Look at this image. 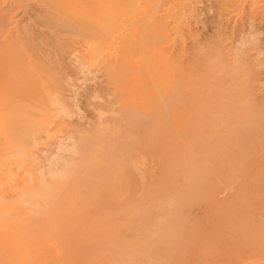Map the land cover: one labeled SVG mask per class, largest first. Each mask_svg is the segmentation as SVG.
I'll use <instances>...</instances> for the list:
<instances>
[{
    "label": "bare ground",
    "instance_id": "bare-ground-1",
    "mask_svg": "<svg viewBox=\"0 0 264 264\" xmlns=\"http://www.w3.org/2000/svg\"><path fill=\"white\" fill-rule=\"evenodd\" d=\"M178 1L182 2L183 0ZM43 2L48 7L47 12L49 16L45 18V24H41L46 25L48 29H53L56 32V34L51 33L49 35L55 39V41L53 40L54 43L60 44L59 47L42 37L37 38L39 39L37 41L39 47L36 46L31 33L27 30L24 31L22 36L17 32L11 31L8 33L5 42H2L0 33V264H6L5 256L11 247L15 248L19 245L28 246L26 242H22L23 236L19 222V214L22 209L28 208L27 215L25 214V216H31L35 219L34 228L37 232L40 230L42 231V229L45 230L43 227L44 223L42 220L43 214L41 213V206L42 203L49 201L50 197H52L51 200L53 202L62 201L65 202V204L69 203L68 205L70 207H78L84 202L91 201L87 197L88 189L96 190L109 183L119 186L120 189L121 186L125 185L119 178L123 175V166L126 161L123 152H131L139 148L140 150H147V147L141 145L143 142L139 143V137L141 140L149 135L156 137L158 140L168 138L169 129L165 128L163 122L158 120L153 123L151 122L152 132L148 130H134L130 133H127L123 128L124 126L118 121L113 125L109 124L108 121H100L97 127L95 126L97 131L94 129L93 131L89 129L88 131H80L77 137L73 135L69 138V145L65 144L67 146H61V144L59 146L61 152L65 150L66 153L69 152L76 155V157L73 156L74 158L70 160L58 157L59 167L49 172L52 177L51 182L42 180L40 182V188L36 190L29 187L25 179L20 177V172L23 167L24 158L28 153L30 142H35L41 138H48L51 132V124L54 122L56 114L66 112L65 108L60 106V102L62 101L60 99H55V96H52L55 98H51L49 95V91L52 90L54 93L56 92L55 95L58 93L59 96H65V92L68 90L69 86L66 73L60 64V47L76 46V48L83 53L82 66L85 68L89 69L97 64H105V66H107L108 75L112 76L115 82H117L116 87L113 89V93L110 95L105 94L104 96H98L100 93L96 91V93L91 92L89 97H91V99L94 98V100L96 98L103 100L104 98V103L111 106L110 110H112L113 113H117V115L119 111L116 112L115 106H113V97L115 96H119V98L124 95L126 96L125 100L119 101L120 109L122 108L135 114L145 110V118L149 117L148 119H152L153 117L160 116L159 119H162V116L164 118L166 114L165 111L169 106H182V104L186 106L184 104L187 102L186 97L190 95L194 97L191 104L192 108L189 109V111L187 107H183L184 113L188 116L192 114L196 116L205 114L207 115V120L211 119V115L216 117L219 116L215 115L218 109H220V113H225V100L238 104L246 100L245 96L248 94L246 93V87L249 88L247 74L245 75L241 71L238 73L236 68L232 67L231 64V66L228 65V67L225 65L227 62H223L224 48L220 42V45L216 43L218 46L214 49L212 47L216 55L213 53L214 51H202L201 55H203L202 57H204L205 62H207L206 64L200 63L206 68L204 67V69H202L201 67L198 73L194 72L195 70H193L192 65H183V63H180V65L179 63L173 64L169 61V57L166 56L163 50L165 49L164 45L169 42L170 38L165 18L172 15V0H43ZM219 6H221V9H225L224 3ZM37 17L40 18L39 16ZM9 26L10 25H8V27ZM6 27L7 25L5 28ZM247 51H249L248 48ZM243 55L244 54H242V56ZM118 56H121V60H124V65H119ZM9 57H11V61ZM141 57L144 59L143 63L146 71L153 76V79L157 83V89L161 94V101L164 104V109L163 107L161 108L163 112H157L154 111L153 108H150L152 101L144 92L146 79L142 75L143 70L136 67V62L138 59L142 60ZM86 58L88 59L86 60ZM244 58L245 57H243V59ZM226 60L228 59L226 58ZM242 61L243 60L240 61L239 58L238 62L240 63ZM240 64L236 67H239ZM251 64L252 63H250V65ZM125 66L127 67L124 68ZM246 67L248 66L246 65ZM243 70L245 71V69ZM123 73H125L126 76H123ZM183 74L188 75V78L186 76L187 82L183 79ZM125 77L129 78V80L127 79L128 81H132L133 84L131 83V86L124 83L126 82L124 80ZM225 79L226 82L224 81ZM181 80H184V83H181ZM182 84L185 85L180 86ZM256 86L258 87L259 85ZM162 89L165 90L164 93ZM76 94L77 93H75V95ZM73 99L77 100L76 98ZM37 110L42 112L40 116L37 115ZM157 110L159 109L157 108ZM245 111H243L244 115L241 117L247 120L250 116L248 117ZM98 112H100V110ZM99 115H101V113ZM106 115H108V113ZM107 117L108 116H106V119ZM224 117H222V119ZM103 118L105 117L103 116ZM148 119H144L142 123L148 121ZM184 119L195 120L199 119V117H184ZM218 119L219 118H217V120ZM212 120H216V118L214 119L213 117ZM207 121L212 122L209 120ZM244 122H242V124L246 128V126H248V121ZM204 125H201V130ZM215 126L217 125L215 124L214 127ZM229 126H227V128H229ZM204 128L205 126L203 129ZM182 136L183 134L180 135V137ZM124 139H131L132 141L129 140L130 143L127 141L124 144H120L121 151L116 153L115 159L110 160L112 165L104 161L110 157L111 152H114L112 151L113 147H115L114 143H119V141H124ZM173 139H176V137H173L171 140ZM196 144H200V142H196ZM236 145L238 146V144ZM60 150L58 152H60ZM212 150L213 151H209V154L211 157L218 158V165L219 163L222 165V157L224 156L223 150H217V148ZM239 150L240 149H238V151ZM193 155L202 163L204 168L208 169L209 174L215 171L212 168L213 166L211 168L208 166L206 162L207 158H205L203 154L197 152L193 153ZM244 157L248 158V156L245 155ZM138 159L140 160L139 157ZM131 161L136 162L134 160ZM169 161L170 160L167 162ZM192 162L193 159L186 156L183 162L177 166L178 172L185 175L187 178V183L183 191L184 196L162 199L154 198L152 194H149L146 197L145 206L125 203L119 205L120 209L110 212L151 216L154 207L166 202L162 214L165 219L168 217L169 226H167V233H182V236L189 234L188 228L193 220V216L186 212L203 203L202 190L205 191L204 186H206L205 184L210 180V177H208L204 169L202 170L200 168L199 172H195ZM140 164H142L143 168L146 166L145 162H140ZM140 164H131L130 166L135 169H138V167L141 169ZM235 164L233 162V165ZM218 165L214 166L218 167ZM215 167L214 169H219ZM261 174L262 172H259L257 176L255 175V181L252 180L249 183L251 186L253 185L252 188H254L251 189L250 196L243 190L245 186L236 187L233 192L236 196L230 197L229 199H227L228 197L226 199H221V203H218L215 208L212 209L211 218L206 222L203 221L204 226L201 228V232L204 239L200 249V253H202L200 254V264H264V184L262 185L260 183L259 178ZM144 176L145 174L143 177ZM124 180L126 179L124 178ZM75 183L78 184L76 189L73 185ZM154 184L156 185V183ZM150 185H152V183ZM150 185H147V189ZM127 186L128 188L130 186L128 181ZM115 191L117 192V190ZM112 192L110 190V193ZM231 196H233V194ZM254 202L260 206L261 215H259L262 217L260 221L250 213V205ZM104 204L103 206H106V204ZM99 209L100 207H98L97 212H99ZM64 213H70V210L66 209ZM170 216H173L171 221L169 220ZM158 221L159 223L161 222L160 220ZM257 228H259V230H257ZM51 235L50 239L48 237L49 241L51 240ZM178 236L177 234V237ZM169 238H171L170 241L174 244L175 239L172 236ZM172 248L176 249V255L182 258L187 257L189 252H194L188 251L182 246H179V248ZM24 256L26 255L24 254ZM129 257H132V255ZM146 257L149 258V256ZM149 262H151V259Z\"/></svg>",
    "mask_w": 264,
    "mask_h": 264
},
{
    "label": "rangeland",
    "instance_id": "rangeland-1",
    "mask_svg": "<svg viewBox=\"0 0 264 264\" xmlns=\"http://www.w3.org/2000/svg\"><path fill=\"white\" fill-rule=\"evenodd\" d=\"M223 3L225 4V9H221V6H219ZM171 4L173 5L172 15L165 18L170 38L169 42L164 45L165 49L163 50L166 56L169 57V61L173 64L179 63L180 65V63H183V65H192L193 70H195L194 72L198 73L201 67L202 69L205 67L202 66V64H206L207 62H205L204 57H202L203 55H201L202 51H214L213 49L222 43L224 48V59L222 60L224 63L225 61L227 62L225 65H232V67L236 68L238 73L241 71L245 75L247 74L249 88L246 87V93H248L245 96L246 100L240 104L236 102H227L225 100L227 109H225V113H220V109H218L215 115H219L220 117L211 115V119L207 120L212 122H208L206 120L207 115L205 114H201L202 116L198 114L199 116H196L191 113L192 115L188 116L184 113V108L187 107L188 110L192 108L191 104L194 97L190 95H187V97L189 96L188 98L186 97L187 102L184 103L186 106H183V104L182 106H169L165 111L166 114L164 118L162 116V119H159L160 116L153 117L152 119H148L149 117L145 118V110L135 114L130 113L128 110L120 109L119 101L125 100L126 96L124 95L120 98L119 96H115L113 97L114 104H112L115 106V111H119L117 115V113H113L112 110H110L111 106L104 103V98L103 100L99 98L94 100V98L91 99V97H89L91 92L96 93V91L100 93L98 96H104L105 94L110 95L113 93V89L116 87L117 82H115L112 76L108 75L107 66H105V64H97L89 69L85 68L82 66L83 53L77 49L76 46L60 47V64L66 73L69 86L68 90L65 92V96H59L58 93L55 95L56 92L54 93L52 90H50L51 92L49 91V95L51 98L56 97L55 99H60L62 101L60 102V106L64 107L66 112L56 114L55 120L51 124V132L48 138H41L35 142H30L29 150L24 158L23 167L20 172V177L25 179L29 187L36 190L40 188V182L42 180L51 182L52 177L49 172L59 167L57 158L62 157L70 160L76 157V155L69 152L66 153L65 150L61 152L59 146L61 144V146L69 145V138L73 135L77 137L80 131H88V129L91 131H93V129L96 130L98 122L100 121H108L111 125L118 121L124 126L123 128L126 132L130 133L134 130H148L152 132L151 122L153 123L158 120L163 122L165 128L169 129V134L167 136L168 138H164V140H158L152 135L142 138V140L139 137V143L143 142L141 145L147 147V150H140L139 148L131 152H123L126 161L123 166V175L121 174L122 176L119 178L125 185L121 186L120 189L119 186L110 183L96 190L88 189L87 197L91 201L84 202L78 207H70L68 205L69 203L65 204V202L62 201L53 202L51 200L52 197H50L49 201L42 203L41 213L43 214L42 220L45 230L42 229V231L40 230L37 232L34 228L35 219L31 216H25V214L27 215L28 208L22 209L19 214V222L23 236L22 242H26L28 246L19 245L15 248L11 247L5 256L6 264H200V254H202L200 253V249L204 239L201 228L204 226L203 221L206 222L211 218L212 209H214L218 203H221V199L235 197L236 195H234L233 192L238 186H245L243 190L250 196L251 189L254 188H252L253 185L251 186L249 183L254 180L255 175L257 176L259 172H262L259 178L260 183L262 185L264 184V0H183L182 2L172 0ZM47 11L48 7L43 0H0V33L2 42L6 41V37L11 31L17 32L22 36L24 31L27 30L31 33L34 44L38 47L37 41L39 39L37 38L40 37L54 43L55 39L49 34H56V32L53 29H48L46 25H42L45 24V18L49 16ZM6 25L7 27L5 28ZM8 25L10 26L8 27ZM224 42L227 43L225 44ZM216 43H218V45ZM54 44L58 47L60 46V44ZM247 48L249 51H247ZM213 53L216 55L215 51ZM242 54L244 55L242 56ZM225 57L228 60H226ZM237 57L238 60L240 58V61H246V64L243 61L240 62V64ZM243 57H245L246 60L245 58L243 59ZM10 58L11 57H9V60L11 61ZM87 59L88 58H86V60ZM141 59L142 60L138 59L139 61L137 60L138 63L136 62V67L143 70L142 75L146 79L144 92L152 101L150 108H153V110L157 112H163L161 108L163 107L164 109V104L161 101V94L157 89V83L153 79V76L146 71L143 63L144 59L142 57ZM118 60L120 61H118L119 65L125 64L124 60H121V56H118ZM250 63L252 64L250 65ZM238 64H240L239 67H236ZM246 65L248 67H246ZM126 67L127 66L124 68ZM243 69H245V71ZM123 74V76H126L125 73ZM186 76L188 78L187 74H183V79L187 82ZM127 79L129 80V78H124L126 81L124 83L131 86L133 84L132 81H128ZM224 81L226 82V79ZM181 83H184V80H181ZM256 85L259 86L257 87ZM162 91L163 93L165 92L164 89H162ZM75 93L77 94L75 95ZM157 108L159 110H157ZM99 110L100 112H98ZM242 110H246L245 112L248 117L250 116L249 119L246 120L241 117L244 115ZM100 113L101 115H99ZM107 113L108 115H106ZM41 114L42 112L37 110V115L40 116ZM103 116L105 118H103ZM106 116H108L107 119ZM184 117H199V119L187 120L184 119ZM213 117L214 119L216 118V120H212ZM222 117L224 118L222 119ZM217 118L219 119L217 120ZM144 119H148V121L142 123ZM244 121H248V126H246V128L242 124ZM199 124L200 128L202 124H205V128L203 129L204 126H202L201 130ZM213 124L217 126L214 127ZM227 126H229V128H227ZM182 134L183 136L180 137ZM173 137H176L178 140H171ZM129 140L132 141L131 139H124V141L121 140L119 143L115 142V147L112 149L114 152H111L110 157L104 161L111 164L110 160L115 159L116 153L121 151L120 144H124ZM196 142H200V144H196ZM236 144H238V146ZM166 147L170 148L167 150ZM215 148H217V150H223L225 157H222V165L220 163L218 165V158L211 157L209 154V151H213L212 149ZM238 149H240V152ZM59 150L60 152H58ZM197 152L203 154V156L207 158L206 162L210 168L213 166L212 168L215 171H213L212 174H209L208 169L204 168L202 163L194 157L193 153ZM244 155L248 156V158L244 157ZM186 156L193 159L192 163L195 172H199L201 168L202 170L204 169L208 177H210V180L208 179L209 182L204 186L205 191L202 190L203 203L186 212L193 216V220L188 228L189 234L182 236V233H177L179 235L177 237L175 233H167V226H169L168 217L165 219L162 214L166 202L154 207L151 216L110 212L120 209L119 205L125 203L145 206V200L149 194H152L154 198L162 199L184 196L183 191L187 183V178L185 175L178 172L177 166L183 162ZM131 160L136 162H132ZM166 160L170 161L167 162ZM138 161L141 163L145 162L146 168H143L142 164ZM233 162L234 164L237 163L233 165ZM131 164H140L141 169H139L138 166V169H135L130 166ZM214 165H218V167ZM214 167L219 169H214ZM144 174L145 176L143 177ZM124 178L130 183L129 188ZM143 179L145 180L142 181ZM151 183L152 185H150ZM154 183H156V185ZM73 185L76 189L78 184L75 183ZM147 185L151 186H148L149 190L147 189ZM110 190L114 193H110ZM115 190H117V192ZM232 194L233 196H231ZM104 203L106 206H103ZM98 207H100L99 212H97ZM250 207L251 215L253 214L252 216L260 221L262 219L260 216V206L254 202ZM66 209L70 210V213L65 214L64 212ZM172 217L173 216H170V221ZM158 220L161 222L159 223ZM259 228H257V230H259ZM50 235L51 240L49 241ZM170 236L175 239L174 244L170 241ZM179 246L194 252H189L187 257L182 258L176 255L177 250L172 248H179ZM24 254L26 256H24ZM131 255L132 257H129ZM146 256H149V258ZM150 259L151 262H149Z\"/></svg>",
    "mask_w": 264,
    "mask_h": 264
}]
</instances>
